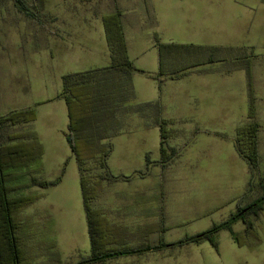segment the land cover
Returning <instances> with one entry per match:
<instances>
[{
  "label": "crops",
  "instance_id": "0c3cea01",
  "mask_svg": "<svg viewBox=\"0 0 264 264\" xmlns=\"http://www.w3.org/2000/svg\"><path fill=\"white\" fill-rule=\"evenodd\" d=\"M30 14L14 0H0L2 42L13 43L16 58L23 59L18 67L25 68L16 73L11 99L21 101L13 110L32 105L27 51L36 42L37 22ZM155 23L156 31L135 58L128 46L110 45L103 34L101 63L68 71L73 76L63 82L64 97L56 101L67 116L61 139L67 142L72 123L83 168L92 166V186L82 190L74 162L78 184L62 197L72 198L71 221L90 246L87 256L99 257L93 264H129L158 254L166 225L195 220L188 203L185 211H174L173 196L186 179L192 198L199 178L213 173L233 177L230 201L250 193L253 176L238 142L247 138L250 125L256 126V149L264 142V113L259 117L255 111L264 106V48L257 40L264 0H164ZM62 140L64 158L71 159L70 145ZM180 162L189 166L188 175L178 171Z\"/></svg>",
  "mask_w": 264,
  "mask_h": 264
},
{
  "label": "rangeland",
  "instance_id": "374dc122",
  "mask_svg": "<svg viewBox=\"0 0 264 264\" xmlns=\"http://www.w3.org/2000/svg\"><path fill=\"white\" fill-rule=\"evenodd\" d=\"M21 1L25 8L23 10L35 14L37 22L36 42L27 51V57L31 60V65L26 62L31 83L29 97L32 105L29 109L13 110L21 101L11 99L15 97L13 91L18 85L16 73L25 68L18 67L23 59L16 58V47L10 40L2 42L3 30L0 34V117L24 112V117L15 124L1 123L0 142L1 145H16L24 149L25 159H28V164L6 170L12 190L9 195L32 198L14 215V222L18 221L20 225L14 231L17 260L12 264H77L89 258L90 246L82 237L81 228L71 221L68 203L72 198L62 197L66 190L71 192L78 184L77 169L72 167L78 159L71 148L68 151H71L72 158H64L59 133L65 127L67 116L62 114L56 101L64 97L60 91L68 71L88 69L103 60L101 46L105 39L103 34H107L106 26L113 35V45L128 46L131 58L137 57L148 44L152 30L156 31L155 21L164 0ZM259 31L258 47L263 49L264 28ZM63 34L72 41H68L70 39ZM263 107L255 110L259 117L264 113ZM75 113L72 108L73 118H76ZM241 138L244 142L243 136ZM62 141L67 146V142ZM184 143H187V136ZM75 146L77 152H83L79 142L76 141ZM180 163L182 165H177L180 168L178 171L188 175L189 166ZM257 163L250 193L233 201L229 199L228 189L233 187L231 175L213 173L206 179L200 177V186L193 198L190 193L194 191L189 188L187 179L183 181L173 196L174 211H185L188 203L191 206L190 215L195 220L186 224L166 225L162 234L164 243L158 246L159 253H150L142 261L132 259L134 261L129 264H264V205L257 216L251 213L245 215L252 223L251 228H247L242 220L233 222L215 235V246L209 241L180 244L187 237L227 221L237 212L236 206L240 202L246 206L263 195L264 142L257 148ZM91 168L89 166L83 172L78 169L83 179L81 185L83 183L88 191L92 186ZM58 176H61L58 186L43 187L39 184ZM32 180L37 184H32ZM39 194L42 195L40 200ZM3 258L0 257V264H8L7 259ZM102 264L123 263L108 260Z\"/></svg>",
  "mask_w": 264,
  "mask_h": 264
},
{
  "label": "trees",
  "instance_id": "16d2710c",
  "mask_svg": "<svg viewBox=\"0 0 264 264\" xmlns=\"http://www.w3.org/2000/svg\"><path fill=\"white\" fill-rule=\"evenodd\" d=\"M15 3L21 4L20 7H22V12L26 13L23 9L24 5L21 0H14ZM26 15H29L27 12ZM30 17H32V14H30ZM107 30V37H108V43L110 45H113V35L111 36L110 33V28L106 26ZM115 46V45H114ZM121 46V44H120ZM126 67L132 68L130 62L127 61ZM73 75H66L64 77V85L67 84L69 79ZM24 117V112H13L12 114L5 116V117H0V125L1 123L4 122H10L12 124H15L20 120V118ZM30 118L33 119V117ZM246 134L247 138H245L244 142H238L237 150L240 155L244 156L246 158L251 172L252 176L255 175L257 172V149H256V141H255V132H256V126L255 125H250L247 126L246 129ZM74 129L72 123H70L68 127V132L65 134L66 140L68 144L70 145V148L74 153H77V159H78V168L81 172L84 171L83 165L81 163L82 158L80 156L81 153L77 152V148L74 143ZM9 140H13V138H9ZM243 141V140H242ZM12 147V148H11ZM17 148V149H16ZM161 153H162V163L166 161V156H165V150L163 146L161 147ZM25 153L24 149L20 148L19 146L16 145H1L0 142V257H4L7 259L8 264L15 263V260H17V251L15 249V236H14V231L17 230V227L20 225L19 222H14V215L17 213V209L28 204L29 201L32 198L29 197H10L9 193L12 191L9 187L8 180L9 176L7 174L6 170H9L13 167H18L23 164H28V159H25ZM60 177L58 176L54 180L50 181H42L39 184L43 187H49V186H55L60 182ZM83 182V179H82ZM32 184H37L35 180H32ZM251 186V184H250ZM84 184L82 183V190H83ZM264 205V193L263 195L251 202L250 204L246 206H238L237 212L231 217L218 225L212 226L209 230L198 233L196 235L190 236L185 238L184 240L180 241V244H185L189 242H195L199 243L202 241H209L212 243L213 246H215V240L214 237L215 235L221 230L232 224L233 222H236L238 220H242V222L245 224L247 228H251L252 223L248 218L245 217L246 214L251 213L254 216H257L260 211H262V206ZM84 208L86 212V216H88L89 213V207L87 203V197H85L84 194ZM89 231L91 235V224L89 222ZM91 242L93 244V240L91 238ZM111 255H116V254H111ZM3 258V259H4ZM99 257L95 256L93 253L91 256L85 260L78 262L77 264H91L98 262Z\"/></svg>",
  "mask_w": 264,
  "mask_h": 264
}]
</instances>
